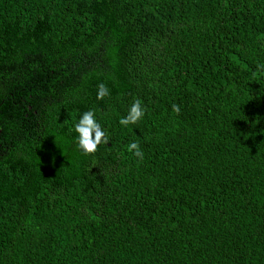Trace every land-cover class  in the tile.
I'll return each mask as SVG.
<instances>
[{
  "label": "trees",
  "instance_id": "obj_1",
  "mask_svg": "<svg viewBox=\"0 0 264 264\" xmlns=\"http://www.w3.org/2000/svg\"><path fill=\"white\" fill-rule=\"evenodd\" d=\"M258 64L264 0H0V264H264Z\"/></svg>",
  "mask_w": 264,
  "mask_h": 264
},
{
  "label": "clouds",
  "instance_id": "obj_2",
  "mask_svg": "<svg viewBox=\"0 0 264 264\" xmlns=\"http://www.w3.org/2000/svg\"><path fill=\"white\" fill-rule=\"evenodd\" d=\"M257 70L260 72H264V64H258ZM109 95L110 91L107 85L104 83H100L98 85L97 99L103 100L106 96ZM172 110L177 115H179L181 111L180 106L176 104L172 105ZM145 114L146 109L143 105V101L139 98H135L132 105L130 106L127 116L122 117L119 123L124 127L137 124L144 118ZM74 130L76 133H78V147L85 155H94L101 144H109L107 134L105 133L101 125L97 122L94 110H89L83 113L79 121L75 123ZM127 151L129 153H132L139 160H143L144 153L141 150L139 143H129L127 146ZM53 162L55 163V158H53Z\"/></svg>",
  "mask_w": 264,
  "mask_h": 264
}]
</instances>
